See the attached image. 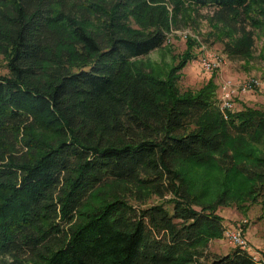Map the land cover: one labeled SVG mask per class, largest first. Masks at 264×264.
Listing matches in <instances>:
<instances>
[{
	"label": "trees",
	"instance_id": "1",
	"mask_svg": "<svg viewBox=\"0 0 264 264\" xmlns=\"http://www.w3.org/2000/svg\"><path fill=\"white\" fill-rule=\"evenodd\" d=\"M203 10L229 58L251 55L264 0H0V264H264L199 263L227 196L181 171L215 166L264 204V109L181 92L194 40L164 76L139 59Z\"/></svg>",
	"mask_w": 264,
	"mask_h": 264
},
{
	"label": "rangeland",
	"instance_id": "2",
	"mask_svg": "<svg viewBox=\"0 0 264 264\" xmlns=\"http://www.w3.org/2000/svg\"><path fill=\"white\" fill-rule=\"evenodd\" d=\"M200 14L202 16L190 18L186 25L181 24L179 28L173 29L162 48L139 59L155 73L164 76L179 63L194 40L197 43L191 50L194 58L179 72L177 87L181 92H196L212 82L218 105L221 89L224 84H228L232 103L228 111H239L243 108L264 109V31H254V46L249 57L231 59L224 53L223 45L217 38L222 37L219 27L209 22L205 10ZM227 39L224 38L225 41ZM205 57L217 62L219 67L206 71L201 64ZM6 73L0 61V75ZM253 81L256 83L250 89L242 91L244 85ZM181 171L190 180L192 189L202 195L203 201L212 202L223 193L227 196L226 205L217 209V214L223 219L225 231L209 241L199 263L225 255L236 248L229 236L234 230L241 233L249 252L257 258H264V204L261 200L252 202L243 198L247 190L246 184H240L238 177L234 175L232 178V174L219 171L215 166L206 168L188 164ZM157 202L154 198L149 204Z\"/></svg>",
	"mask_w": 264,
	"mask_h": 264
},
{
	"label": "built area",
	"instance_id": "3",
	"mask_svg": "<svg viewBox=\"0 0 264 264\" xmlns=\"http://www.w3.org/2000/svg\"><path fill=\"white\" fill-rule=\"evenodd\" d=\"M201 64L206 71H213L219 67V64L217 62L206 57L201 60ZM255 83L256 81H253L244 85L242 87V91H246L247 89H250ZM230 95H231V91H229V85L224 84L221 89V95L219 96V100L217 101L219 102L218 107L221 109L222 112L231 109L232 103L230 101ZM229 236L231 241L235 243L237 247L247 250L246 241L239 231L237 230L231 231Z\"/></svg>",
	"mask_w": 264,
	"mask_h": 264
}]
</instances>
